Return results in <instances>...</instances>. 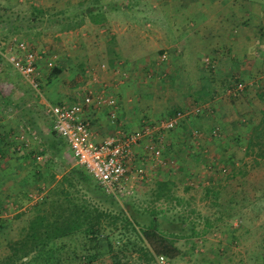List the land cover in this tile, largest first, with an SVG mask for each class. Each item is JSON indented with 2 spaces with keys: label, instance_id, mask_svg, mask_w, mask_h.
<instances>
[{
  "label": "rangeland",
  "instance_id": "obj_1",
  "mask_svg": "<svg viewBox=\"0 0 264 264\" xmlns=\"http://www.w3.org/2000/svg\"><path fill=\"white\" fill-rule=\"evenodd\" d=\"M190 2L194 0H0V50L6 53L11 40L18 38L44 52L43 91L32 88L5 59L0 62V101L4 96L12 101L0 104V258L8 254V242L22 235L28 219L37 211L36 204L46 199L50 188L64 175L72 178L75 187L71 191L80 189L85 199L100 201L89 183L72 173L77 166L58 149L61 136L52 133L46 108L59 102L72 104L81 98L96 52L93 46L92 53L86 55V47L80 42L92 46L95 39L101 41L100 27L113 21L111 29L121 28L125 39L130 38L126 34L134 33L132 23L146 29L141 31V37L148 39L143 40V48L154 55L145 61V68L153 74H147L141 82L152 87V98L162 105L151 113L153 121L163 119L161 115L171 109L196 104L211 109L206 115L191 114L177 129L168 131L157 143L160 153L143 156L141 165L146 176L142 181L132 180L135 194L117 201L124 208L131 202L141 214L153 208L160 212L159 227L175 234L167 233L180 251L176 258H167L168 264H264V158L248 147L254 128L264 121V0H203V5L225 11L211 21L216 24V17L228 16L222 23L230 29L232 45L216 47L199 58L196 68L205 73L197 85L194 81V87L201 93L181 84L182 78L176 76L179 68L174 70L171 65L170 47L153 30L173 18L169 13L172 5L181 20V11L192 5ZM113 4L120 11L112 13V19L106 12L112 11ZM100 7L108 10L97 25L88 14L75 16V12L97 11ZM35 8L37 12L46 11L45 19H69L57 25L44 20L29 28L28 19ZM89 20L94 24L88 25ZM164 52L168 61L161 60ZM206 57L218 62L217 72L211 74L206 68ZM99 60V64L106 63ZM49 61L60 67L59 74L54 75ZM235 82H242L244 90L240 95L227 94ZM167 180L172 183L173 198L154 202L158 183ZM183 220L186 222L180 227ZM105 231L116 246L125 241L122 237L119 243L121 229L110 232L107 227ZM111 259L104 253L92 264H111ZM73 264H79V260L74 259ZM152 264H160L157 256Z\"/></svg>",
  "mask_w": 264,
  "mask_h": 264
},
{
  "label": "trees",
  "instance_id": "obj_2",
  "mask_svg": "<svg viewBox=\"0 0 264 264\" xmlns=\"http://www.w3.org/2000/svg\"><path fill=\"white\" fill-rule=\"evenodd\" d=\"M100 9L95 11V8H91L75 16L88 14L98 24L105 19L104 9ZM36 10L28 19L29 28L44 20L50 25H57L69 19L68 16L58 20L54 17L45 19L46 11ZM3 60L0 50V62ZM53 70L54 75L61 72L60 67L55 66ZM2 99L0 104L12 103L8 96ZM51 130L57 138L60 136L54 131L52 122ZM252 134L249 150L254 151L259 158H264V121L254 128ZM60 138L61 147L58 149L63 150L67 143L62 141L63 137ZM72 173L88 182L91 191L100 195V201L96 203L85 199L80 189L71 191L70 188L75 187L72 178L70 174L64 175L57 185L50 188L46 199L38 201L37 211L28 219L22 235L8 242L9 252L0 258V264H73L74 259L79 260V264H92L104 253L112 258L111 264H152L156 256L174 259L179 255L175 241L169 239L167 233L175 234L158 225L160 212L157 209L141 214L131 202L124 208L115 198L107 195L84 168L78 165ZM64 183L67 186L64 187ZM170 184L169 180L159 182L152 200L170 201L173 198ZM179 222V226L183 227L186 221ZM107 227H110V232L121 229L119 243L122 237H125V241L116 246L110 233H105ZM65 240L74 244L68 245ZM135 253L138 254L136 258L133 257Z\"/></svg>",
  "mask_w": 264,
  "mask_h": 264
},
{
  "label": "crops",
  "instance_id": "obj_3",
  "mask_svg": "<svg viewBox=\"0 0 264 264\" xmlns=\"http://www.w3.org/2000/svg\"><path fill=\"white\" fill-rule=\"evenodd\" d=\"M190 3L192 5H189V7H186L181 11V20H179V17L176 16L177 13L173 12L176 11V8L172 5L174 9H172V12L170 11L169 13L173 14V18L167 19L168 21L165 23L164 27L159 25L157 29L155 28L153 30H155L156 34L160 33L158 34V38H160V40L163 41L167 47H170L171 61L173 62L171 65L173 66L174 70L179 68L176 76H180L182 78L183 81L181 84L187 86L188 88L192 86L195 93H201L194 87V81L196 80L195 82L197 85V83H199V78H201L200 76L205 73L203 70L196 68H199V58H201L207 51H214V48L216 47L225 48L227 45L230 48V45H232V40L228 39L230 29L227 27V25H223L222 23L223 20L227 19V15L224 17H216L219 19V22H216V24H214L215 22H212L215 15L219 16L220 13L224 15L226 14L223 9H219L218 11L216 8L203 5V0H194V2ZM115 6V4L111 5L112 11L104 9L105 12L108 10L106 12L108 18L113 19L112 13H119L120 10L118 5L117 7ZM181 8L183 9V7ZM77 14L78 13L75 12V15ZM186 19H191L192 21L187 23L185 22ZM206 21L212 22V24L208 25ZM87 23L88 25H93L95 22L93 23L89 20ZM84 24L86 25V22ZM112 25L114 26V23L113 21H110L106 27H100L99 30L103 35V38L101 41H99V39H95L96 41L92 46H90L89 42H80L81 45L86 47V55L89 52L92 53V47L95 46L94 50L96 52V62H94L93 66L91 65V69L93 72L96 70V73L99 77L98 83H90V75L87 70V75L89 78L87 79L88 81H86L84 86L90 85L91 91L97 93L103 87L102 84L106 82L110 83L111 92H113L117 97L119 106L118 115L120 121L118 126L125 128L130 132L137 130L145 119L153 121L154 118H152L153 114L151 113H153L154 109L158 110L159 107L161 109L162 106L158 100H154L152 98V87L141 82L144 76L148 74L150 77V75L153 74L146 72L147 69L145 68V61L150 59V57L154 55V52L150 54V50L143 48V40H148L146 38L143 39L145 36L141 37V31L146 30L145 27H141V25L137 23L130 24L134 27V33H131V35L126 34L130 36V38L125 39L123 37L125 33L121 31V28L118 27L119 29H116L115 26L111 29ZM109 29L113 31L109 35L107 34L108 36H105V32H109ZM145 35L147 36L148 34ZM91 38H93V36ZM122 38L125 39V41H123ZM99 59L104 60L108 64L109 69L107 71H100V69L97 67V65L102 62ZM175 60L182 64L177 65ZM73 63H76V61ZM216 63L218 64L217 61ZM81 67L82 64L80 63V68ZM218 69L219 68H217L216 65L215 72H217ZM209 71L212 74L213 71ZM211 77H213V75H211ZM43 87L44 85L42 84V91ZM58 92H62V95H64L63 91ZM194 92L192 93L194 94ZM193 94L192 96H194ZM56 98L58 97L56 96ZM183 103H186V100ZM108 110V107L105 106L92 105L87 107L83 114V118L91 123L92 130L95 133V142L103 141L109 135L113 134L117 128L110 122ZM173 110L174 109H171L169 110L168 114L161 116H164L165 118L171 115L174 112ZM148 117L152 119H149ZM155 120L158 121L159 119ZM66 143L67 142L65 140V144ZM63 150L65 155L70 158V163L72 165L78 166L68 144L64 146ZM138 152L144 156L142 145L138 147Z\"/></svg>",
  "mask_w": 264,
  "mask_h": 264
},
{
  "label": "built area",
  "instance_id": "obj_4",
  "mask_svg": "<svg viewBox=\"0 0 264 264\" xmlns=\"http://www.w3.org/2000/svg\"><path fill=\"white\" fill-rule=\"evenodd\" d=\"M2 55L32 88L41 90L43 51L35 50L25 39L13 38L6 53L2 52ZM161 60H169L166 52L162 53ZM204 63L208 70L215 72L217 63L213 57H206ZM49 66L53 68L55 65L49 61ZM97 67L100 71L109 69L106 63L98 64ZM88 73L91 83H98L96 70H88ZM102 85L97 93L91 91L90 85L84 86V95L80 99L72 104H51L46 108V114L51 119L54 131L66 140L76 163L95 178L107 195L121 201L135 194L132 180L142 181L146 176V169L141 165L143 155L138 152V147L142 145L144 155L156 156L160 153L157 143L165 139L168 131L177 129L191 114L206 115L211 109L203 104L177 109L158 121L145 119L137 130L129 132L118 126L119 106L117 97L111 92V84L106 82ZM244 88L242 82H235L227 89V94L240 95ZM92 105L108 107L109 120L117 127L113 134L101 142L94 141L95 133L91 123L83 118L87 107ZM31 197L37 199V196ZM158 261L160 264H168L165 256H159Z\"/></svg>",
  "mask_w": 264,
  "mask_h": 264
}]
</instances>
